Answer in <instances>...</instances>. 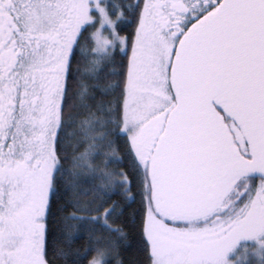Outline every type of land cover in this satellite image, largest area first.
Segmentation results:
<instances>
[{
	"label": "snow or ice",
	"instance_id": "1",
	"mask_svg": "<svg viewBox=\"0 0 264 264\" xmlns=\"http://www.w3.org/2000/svg\"><path fill=\"white\" fill-rule=\"evenodd\" d=\"M0 264H264V0H0Z\"/></svg>",
	"mask_w": 264,
	"mask_h": 264
}]
</instances>
